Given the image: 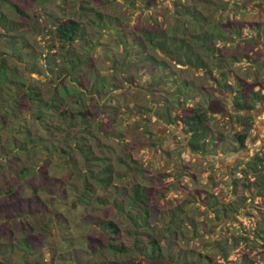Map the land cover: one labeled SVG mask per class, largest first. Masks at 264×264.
<instances>
[{"label": "trees", "instance_id": "16d2710c", "mask_svg": "<svg viewBox=\"0 0 264 264\" xmlns=\"http://www.w3.org/2000/svg\"><path fill=\"white\" fill-rule=\"evenodd\" d=\"M6 1L15 13H20V17L26 18L24 25L8 17L3 10ZM53 1L55 0H38L44 13L45 21L42 25L36 15L27 13L13 1L0 0V49L5 48L7 56L0 57V185H6L8 180L15 181V185L10 183L6 188H0L1 264H46L40 260V254L50 237L51 226L48 221L53 215L54 220L51 223L56 221L55 225H60L66 222L58 213L62 212L59 207L66 202L56 203L57 208L53 214L42 221L37 219L39 223L35 225L31 221L35 214H40L39 210L44 213L49 211L43 208L46 202L42 201L40 193L53 192L54 200L72 197L73 202L79 199L81 203H89L94 194L91 184L97 183L104 189L114 186L113 165L106 163L105 157L98 154L100 140L96 139L89 129L93 123L99 122V119H96L91 110L85 111L84 100H98V96L105 95L107 97V93L103 91L113 90L117 86L113 85V88L106 84L107 77L81 75V71L87 61L94 54L97 55L99 48L103 46L100 38L104 31L116 34L121 29L112 14L100 8L95 10L94 7L88 6L85 0L74 6L76 13L80 12L81 16L85 17L84 20L71 16L61 20L52 15V9L47 6L48 2ZM61 2L66 3L68 0ZM115 2L126 5L127 9H142V0H104L103 5ZM180 2L181 0H175L170 10L182 22L180 28L178 25L170 29L166 27L173 16L170 14L163 15L161 29L159 27L162 22L158 24V29L150 27L123 32L127 40L122 35L117 41L123 57L113 60V69L123 81L129 80L127 82L131 84H136V80L132 78L137 71L148 72L152 78L148 84L149 92L154 94V99L151 100L154 105L152 116L165 119L180 130L181 142L191 154H199L201 157L218 153L230 157L246 147L253 128L256 107L264 102V22L245 18L246 15H255L257 8L262 12L264 0H244L242 4L235 0L233 6L228 2H221L216 7L219 12L217 19H210L196 5L189 7ZM62 6L61 4L55 7L61 10ZM221 14L230 16L223 18ZM45 31H50L60 43L56 51L50 49L49 39L45 38L44 57L47 61L43 62L42 68L45 71H42L39 65L40 53L36 51L33 41L40 32ZM80 40L87 43L86 53L83 55V52L77 51V43ZM244 44V50H240ZM153 50L157 51V54H154ZM108 56L107 52L105 57ZM10 58L15 63L12 66L9 65ZM18 63H22L24 71L18 70ZM171 64L173 66H170ZM174 66L184 73L178 72ZM191 71L195 75L190 77L187 73ZM41 74L44 75L43 80L36 77ZM196 77L203 79L204 83L196 81ZM113 78V84H116V76ZM32 79L42 82L43 87L40 89L39 84L32 82ZM170 85L175 87L170 89ZM62 107L65 108L61 109ZM106 107L109 112L108 118L105 115L107 121L115 122L114 119L120 112L114 106ZM94 108L96 112V109L104 110L100 100L95 102ZM214 114L221 115L226 123L241 125L242 129L234 134H224L222 118L218 119L217 125L222 124L223 130L213 127L211 115ZM33 121L34 126L30 123ZM74 125L79 126V135L70 140V130ZM93 139L95 144L89 143ZM69 149L77 151L83 159L82 166H73L70 169V181L54 175L55 169L65 166V162L55 164V156H65ZM95 152L98 155L93 158ZM38 159H43V163L38 162ZM66 162L73 165L70 158ZM240 172L242 178H246L249 194L264 192V154L258 152L247 159ZM33 175H36L38 180L30 184L32 195L22 196L19 183H26L28 176ZM147 193V187L136 184L130 197L135 214L132 218L135 222L141 219L145 225L148 224L150 215L149 209L144 206L149 199ZM203 194L208 198V204L214 213L213 220H222V212L225 215L232 211L231 203H225L223 207L218 206L217 196L205 187L193 188L190 202L195 203L194 197L199 198ZM80 202L77 204L80 205ZM97 202L101 200L98 199ZM75 209L76 207H69L67 210ZM141 209H144V216L140 214ZM178 211L175 210L171 215L172 222H167L164 228L168 234L164 242L165 253L161 252V246H155L151 241L149 249H138L137 259H174L177 251L173 247V241L179 232L174 225L179 221L176 219ZM191 226L196 236L198 229L202 232L206 228L202 222H194ZM114 227V223L108 222L105 230L112 235ZM110 235L109 238L112 239ZM245 240L246 238H242V241ZM208 246L217 252L219 262L235 264L232 257L234 246L231 248L224 245L220 239L209 241ZM105 248L116 250L113 243L105 245ZM193 254L194 252L190 262L186 256L187 258L180 262L176 259L177 263L202 264L204 258L207 259V264L213 262L212 255ZM180 258L184 256L180 254ZM110 264L141 263L130 260Z\"/></svg>", "mask_w": 264, "mask_h": 264}, {"label": "rangeland", "instance_id": "374dc122", "mask_svg": "<svg viewBox=\"0 0 264 264\" xmlns=\"http://www.w3.org/2000/svg\"><path fill=\"white\" fill-rule=\"evenodd\" d=\"M11 1L27 13L36 15L38 22L44 25V13L38 0ZM61 1L55 0L47 3V6L52 9V15L54 14L55 17H59L61 20L69 16L78 20L85 19L80 12L76 13L74 10V6L84 0H68L66 3ZM147 1L149 2L147 3ZM173 1L175 2V0H142V9H127V6L120 2L103 5L104 0H85L87 5L94 7L95 10L100 8L106 13L112 14L111 16L118 21V27L121 29L116 34L111 31L107 32L108 30L104 31L100 38L103 46L99 48L97 55L94 54L87 61L81 71V75L107 77L106 84L112 87L113 85L117 86L113 90L105 89L103 91V93H107V97L105 95L103 97L98 96V100H84V103H86L85 111L91 110L96 119H99V122L93 123V126L89 129L96 139L100 140V149L96 147L95 150L98 149V154L105 157L106 163L113 165L115 173L114 186L104 189L101 187L102 185L97 183L91 184L94 194L89 203L85 201L81 203L79 199L73 202L72 197L66 200H54L55 195L53 192L40 193L41 199H44L42 201L46 202V206L43 208L49 211L44 213L39 210L41 213L35 214L36 216L31 220L35 225L39 223L37 219L42 221L43 218H48L53 214V211L57 208L56 203L66 202V204L59 207L62 212H58L66 222L60 225H55L56 221L51 223L54 220L53 215L48 221L51 226L49 228L50 237L41 249L40 254V260L46 262V264H110L113 262L125 263L130 260L140 261L141 264H178L176 259L180 262L186 256H188L186 258L190 262L193 258L191 257L192 252L194 254L212 255L213 262L210 264H222L218 260L217 252L208 246L209 241L214 239H220L224 245L231 248L232 246L235 247V250H233L234 256H232L235 264H264V192L249 194L246 189V185H248L245 183L246 178H242V172H240L245 167L247 158L258 152L261 155L264 154V103L260 104L255 112L256 119L254 118L253 128L249 133L245 148L230 157L229 155L221 156L218 153L199 157V154H191L181 142L180 130L173 124L167 123L165 119L152 116L154 105L151 104V100L154 99L152 96L154 94L149 92L148 84L152 81V78L148 75V72L146 70H140V73L137 71L132 78L136 80V84H131L127 82L129 80L123 81L121 76L116 75L115 69H113L115 68L113 60L123 57L121 47L117 43L120 36H124L123 32L138 31L139 28L148 29L150 27L158 29V24L162 22L163 15H173L170 11L173 8L171 6L174 3ZM236 1L242 4L244 0ZM254 1L259 2L260 0ZM221 2H228L233 6L235 0H181L180 3H185L189 7L196 5L210 19H217L219 12L216 11V7ZM61 4L63 5L62 9H56L55 6ZM246 8L248 9V7ZM257 9L255 15L248 14L251 16L246 15L245 18L264 22V8L262 12H259V8ZM3 10L10 19L25 24L26 18L20 17V13H15L13 7L7 1L3 4ZM227 16L230 15H222L223 18ZM176 25L180 28L182 22L174 14L169 19L166 27L170 29ZM162 27L163 22L159 28ZM45 38L49 39L50 49L57 51V46L60 43L57 38L52 36L50 31L40 32L37 39L32 40L36 51L40 53L39 59H41V62L39 65L42 71H45L42 68L43 62L47 61L44 57L46 54L44 49ZM125 39L127 40V38ZM244 46L245 44L240 47V50H244ZM86 49V41L80 40L77 43V51L83 52V55L86 53ZM107 52L109 56L105 57ZM153 53L157 54V51L153 50ZM5 54V48L0 49V57H7ZM13 64L15 63L10 58L9 65L12 66ZM17 65L20 72L24 71L22 63ZM170 66H173V64ZM174 68L178 72L184 73L180 71L179 67L174 66ZM187 75L191 77L195 74L191 71ZM115 76L117 82L113 84L115 81L113 77ZM36 77L41 80L44 79L43 74ZM195 80L204 83L201 78L196 77ZM32 82L38 83L40 89L43 87L42 82H35L33 79ZM168 87L173 89L175 86L170 85ZM170 89L167 91L170 92ZM99 100L104 110L100 108L96 109L98 110L96 112L94 111V105ZM191 104H193V101H191ZM106 105H110L112 108L114 106L120 112L115 117V122L107 121L109 112ZM63 108L65 107L61 109ZM105 115H107V118ZM104 117L105 120L103 121ZM211 117L213 118L211 121L213 127L220 130H223L222 124L219 126L217 122L218 119L222 118L221 121L225 128L224 134H234L235 131L239 132L242 129L241 125L232 124V126L226 123L221 115L214 114ZM149 118L152 120H149ZM30 123H32V126L35 124L34 121ZM69 135L70 140L74 136H78L79 126L74 125ZM70 143L72 145L71 141ZM89 143L95 144V139L90 140ZM212 149L213 147L210 149L211 152ZM97 152H95L93 158L98 155ZM68 158L71 159L73 165L66 162ZM236 159L237 163L235 162ZM42 160L38 159V162ZM54 161L58 165L65 162V166L58 170L55 169L54 175L69 181L70 169L73 166L83 165L81 155L70 149L65 156H55ZM83 170L86 171L84 167ZM41 178V181H43V177ZM37 180L36 175H33L28 176L26 183H19L21 195L31 196L30 184L35 183ZM6 182V185H0V188H6L10 183L15 185L14 180ZM136 184L148 188L149 199L147 205H144L150 212L147 225L141 219L135 222V219L132 218V215L135 214L130 197ZM198 186L205 187L210 193L215 194L217 196L216 200L219 201L216 202L219 203L218 206L223 207L225 203H231L232 211L225 215L222 212L220 214V217H223L222 220L221 218L213 220L214 213L208 204V198L204 194L199 198L194 197L195 203L190 202L193 188ZM98 199L101 202H97ZM78 202L81 204H77ZM144 206L142 207L144 208ZM69 207H76V209L67 210ZM143 210H140L141 216H144ZM175 210H179L176 216L179 221L175 223L174 228L179 232L173 241V247L177 251L174 259H163L162 261L153 258L146 259L145 257L137 259L139 258L138 249L140 247L143 250L149 249L151 241L154 242L155 246H161V252L165 253L164 242L168 234L164 228L167 226V222H172L171 215ZM108 222L115 225L112 235L105 230ZM194 222H202L206 226L202 232H199L198 229L197 236L191 226ZM81 223L86 224V226ZM211 229H214V231ZM182 232L184 235H182ZM109 235L112 239L109 238ZM242 238H246V240L242 241ZM109 243H113L116 250L105 248V245ZM180 254L184 258H180ZM202 257L200 256V258ZM202 264H207L206 258L202 260Z\"/></svg>", "mask_w": 264, "mask_h": 264}, {"label": "flooded vegetation", "instance_id": "af4514ba", "mask_svg": "<svg viewBox=\"0 0 264 264\" xmlns=\"http://www.w3.org/2000/svg\"><path fill=\"white\" fill-rule=\"evenodd\" d=\"M263 103H264V102H263ZM263 103H260V104H263ZM260 104H259V105H260ZM259 105H257L256 110H258V106H259ZM255 115H256V114H255ZM255 119H256V116H255ZM239 159H240V158H239ZM247 159H249V158H247ZM235 162L237 163V159H236Z\"/></svg>", "mask_w": 264, "mask_h": 264}]
</instances>
